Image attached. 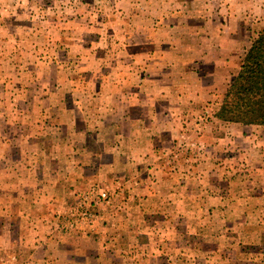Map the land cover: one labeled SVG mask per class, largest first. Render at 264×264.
Listing matches in <instances>:
<instances>
[{"label": "rangeland", "instance_id": "1", "mask_svg": "<svg viewBox=\"0 0 264 264\" xmlns=\"http://www.w3.org/2000/svg\"><path fill=\"white\" fill-rule=\"evenodd\" d=\"M264 0H0V264H264V125L215 113Z\"/></svg>", "mask_w": 264, "mask_h": 264}, {"label": "trees", "instance_id": "2", "mask_svg": "<svg viewBox=\"0 0 264 264\" xmlns=\"http://www.w3.org/2000/svg\"><path fill=\"white\" fill-rule=\"evenodd\" d=\"M215 117L225 122L264 125V30L245 51Z\"/></svg>", "mask_w": 264, "mask_h": 264}, {"label": "crops", "instance_id": "3", "mask_svg": "<svg viewBox=\"0 0 264 264\" xmlns=\"http://www.w3.org/2000/svg\"><path fill=\"white\" fill-rule=\"evenodd\" d=\"M246 48H248V43L247 42L243 43V47L241 49H243V50L245 49L246 50Z\"/></svg>", "mask_w": 264, "mask_h": 264}]
</instances>
